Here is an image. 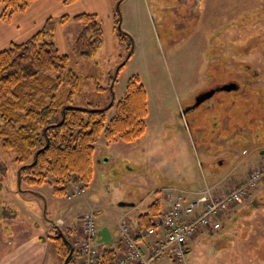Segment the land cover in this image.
Returning a JSON list of instances; mask_svg holds the SVG:
<instances>
[{
    "label": "rangeland",
    "instance_id": "1",
    "mask_svg": "<svg viewBox=\"0 0 264 264\" xmlns=\"http://www.w3.org/2000/svg\"><path fill=\"white\" fill-rule=\"evenodd\" d=\"M115 9L120 30L133 40L130 53L115 27L109 50L106 42L92 58L77 59L72 46L80 25L71 20L66 50L56 37L55 43L81 78L74 106L116 103L128 78L138 75L147 92L145 132L132 142L107 143L101 134L91 182L70 200L53 195L49 184L39 193L23 191L15 153L0 150V220L11 214L14 227L24 225L23 204H32L26 212L39 229L58 218L67 227L92 209L97 231L107 226L116 238L121 214L134 227L149 204L164 202L168 189L191 193L221 180L227 190L264 157V0H115ZM228 83L236 88L217 90L192 107L199 94ZM232 210L220 218V229L185 245L186 264H264V178ZM157 264L175 263L165 257Z\"/></svg>",
    "mask_w": 264,
    "mask_h": 264
},
{
    "label": "trees",
    "instance_id": "2",
    "mask_svg": "<svg viewBox=\"0 0 264 264\" xmlns=\"http://www.w3.org/2000/svg\"><path fill=\"white\" fill-rule=\"evenodd\" d=\"M31 1L0 0V19L11 20ZM73 1L63 0L64 4ZM112 17L119 42L127 43L130 53L133 40L120 30L118 9L113 10ZM70 20L80 25L73 56L92 58L103 45L104 31L99 16L91 12L50 16L28 39L10 43L0 51V150L15 153L23 191L36 192L49 184L58 197L64 196L72 183L78 182L84 188L89 185L101 134L107 143L135 141L145 132L148 114L147 92L136 74L128 78L116 103L112 101L102 109L91 103L85 107L72 105L73 96L81 89V78L68 66V55L60 53L55 43L57 27ZM160 204L157 200L149 204L147 212L138 215V226L147 225L148 218L159 213ZM55 228L48 239L61 264H77L81 257L71 245L72 229L63 232ZM115 256L114 249L105 248L99 264L109 263Z\"/></svg>",
    "mask_w": 264,
    "mask_h": 264
},
{
    "label": "built area",
    "instance_id": "3",
    "mask_svg": "<svg viewBox=\"0 0 264 264\" xmlns=\"http://www.w3.org/2000/svg\"><path fill=\"white\" fill-rule=\"evenodd\" d=\"M262 176L264 160L250 170L242 184H237L228 191H217L205 186L194 200L185 202L180 195L171 190L166 194L168 209L149 217L147 225H139L134 235L124 216H119L118 238L123 243L124 251L105 264H154L155 260L166 252L172 253L175 264H186L184 258L186 242L200 229L218 230L220 216L244 199ZM84 191L83 187L72 186L65 198L70 200ZM62 224L61 219L55 223L59 226ZM149 237H153L152 240H148ZM139 240L145 243V253L139 245ZM71 245L75 254L78 253L81 257L77 264H99L101 250L97 244V229L92 209L81 213L79 236L71 238Z\"/></svg>",
    "mask_w": 264,
    "mask_h": 264
},
{
    "label": "crops",
    "instance_id": "4",
    "mask_svg": "<svg viewBox=\"0 0 264 264\" xmlns=\"http://www.w3.org/2000/svg\"><path fill=\"white\" fill-rule=\"evenodd\" d=\"M114 1L115 0H76L72 4L66 5L64 4L63 0H34L29 4L28 8L23 13L15 16L11 20L4 21L0 19V51L7 47L10 43H17L26 40L29 36L39 30L45 20L50 16L58 17L63 14L73 15L80 12L96 13L99 16L103 24V28L106 26L108 31V40H106V33L103 29L104 42L101 47H103L106 42H108L106 48L107 50H109L114 40L113 34L115 28L112 17L114 10ZM69 24L70 22L59 25L57 27L55 37L60 45H63L62 43L65 42V27ZM65 47L66 46L64 44L62 49L63 52L66 50ZM262 156L263 155H261V157ZM263 178H261L260 180H262ZM222 183L223 182L221 180H216L213 183L207 185L212 187L214 190L225 191L226 189L224 188ZM72 186L74 185H71L69 188H71ZM201 187L202 186H199L197 190L191 193L186 190L183 192L181 191V193L176 191L175 189H168L165 191V194L167 193V191L173 190L176 194L180 195L185 202H190L194 198H196ZM41 189L42 188L38 187L36 189V192L39 193ZM165 194L163 195V203L165 204L160 202L161 204L159 212H164L168 209L169 202L166 200ZM190 194H192V196L194 197H192ZM251 196H253V194ZM23 205L24 215L27 216L29 220L27 223L21 222L24 223V225H18L14 227L16 220L15 217H13L11 214H6L7 216L2 217L0 220L1 225L3 223L5 226H7V229H0V246L4 247L2 250L0 249V264H61L53 245L48 239V236L51 234V225L39 229L37 225H35L36 223H33V219H31L29 216V214L31 215V213L26 212V209H28V211L30 212L33 211L32 204ZM232 212L233 210L231 209L230 212L224 215H227V217H229ZM15 214L17 215V213ZM122 215L124 216V218L126 217L125 213H123ZM77 225L78 227H76ZM66 226L67 227H65L64 222V225L63 227H61V229L63 230L64 227L65 231L67 229H72L70 233L71 238L79 236V223ZM137 228L138 222L136 226H130L132 235H134V232ZM74 229L75 231H73ZM201 232L202 230L197 231L187 241V244L192 238L196 237V235ZM152 238L153 237H149L147 239L152 240ZM97 242L99 246L101 244H105V246L101 250L105 248L114 249L116 251V255L121 254L124 251L123 243L121 242L120 238H118V232L115 238L112 231L107 226L103 227L101 230H98ZM139 245L145 253V243L142 240H139ZM171 255V252H166L165 254L157 258L154 264H157L159 260H162L165 257H169L172 260ZM51 256L53 257L52 260ZM54 258H57L58 260L55 261Z\"/></svg>",
    "mask_w": 264,
    "mask_h": 264
},
{
    "label": "water",
    "instance_id": "5",
    "mask_svg": "<svg viewBox=\"0 0 264 264\" xmlns=\"http://www.w3.org/2000/svg\"><path fill=\"white\" fill-rule=\"evenodd\" d=\"M236 85L234 83L231 84H225L223 86L220 87L221 90H231V89H235ZM215 90H209L207 92L201 93L199 94L196 98H195V102L192 105V107H195L197 105H199L201 102H203L205 99L209 98Z\"/></svg>",
    "mask_w": 264,
    "mask_h": 264
},
{
    "label": "flooded vegetation",
    "instance_id": "6",
    "mask_svg": "<svg viewBox=\"0 0 264 264\" xmlns=\"http://www.w3.org/2000/svg\"><path fill=\"white\" fill-rule=\"evenodd\" d=\"M228 84H231V83H228ZM224 85H225V84H224ZM221 86H223V85H221ZM221 86H220V87H221ZM220 87H219V88L212 87V88H209L208 90H206L205 92H207V91H209V90H215L214 93L211 95V96H213V95L217 92V90H221ZM203 93H204V92H203ZM211 96H210V97H211ZM207 99H208V98H207ZM207 99H205V100H207ZM205 100H204V101H205ZM204 101H203V102H204Z\"/></svg>",
    "mask_w": 264,
    "mask_h": 264
}]
</instances>
